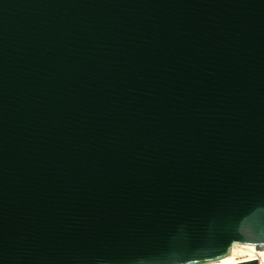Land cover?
Instances as JSON below:
<instances>
[{"label":"water","instance_id":"obj_1","mask_svg":"<svg viewBox=\"0 0 264 264\" xmlns=\"http://www.w3.org/2000/svg\"><path fill=\"white\" fill-rule=\"evenodd\" d=\"M257 250L264 0H0V264Z\"/></svg>","mask_w":264,"mask_h":264},{"label":"bare ground","instance_id":"obj_2","mask_svg":"<svg viewBox=\"0 0 264 264\" xmlns=\"http://www.w3.org/2000/svg\"><path fill=\"white\" fill-rule=\"evenodd\" d=\"M263 258H264V251L257 250L236 257L228 258L215 264H238L247 261H259V259H263Z\"/></svg>","mask_w":264,"mask_h":264},{"label":"trees","instance_id":"obj_3","mask_svg":"<svg viewBox=\"0 0 264 264\" xmlns=\"http://www.w3.org/2000/svg\"><path fill=\"white\" fill-rule=\"evenodd\" d=\"M263 259H259V261H262ZM259 261H247V262H242V263H238V264H259Z\"/></svg>","mask_w":264,"mask_h":264},{"label":"rangeland","instance_id":"obj_4","mask_svg":"<svg viewBox=\"0 0 264 264\" xmlns=\"http://www.w3.org/2000/svg\"><path fill=\"white\" fill-rule=\"evenodd\" d=\"M259 264H264V260H262V261H259Z\"/></svg>","mask_w":264,"mask_h":264}]
</instances>
